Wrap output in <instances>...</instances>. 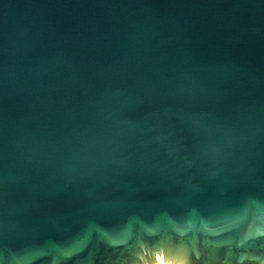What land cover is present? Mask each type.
Instances as JSON below:
<instances>
[{"label":"water","instance_id":"95a60500","mask_svg":"<svg viewBox=\"0 0 264 264\" xmlns=\"http://www.w3.org/2000/svg\"><path fill=\"white\" fill-rule=\"evenodd\" d=\"M0 264H264V0H0Z\"/></svg>","mask_w":264,"mask_h":264}]
</instances>
